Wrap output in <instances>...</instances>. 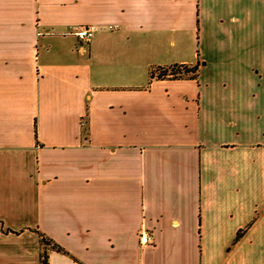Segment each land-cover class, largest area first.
Masks as SVG:
<instances>
[{"label":"crops","instance_id":"1","mask_svg":"<svg viewBox=\"0 0 264 264\" xmlns=\"http://www.w3.org/2000/svg\"><path fill=\"white\" fill-rule=\"evenodd\" d=\"M38 233L49 264H264V0H0V264Z\"/></svg>","mask_w":264,"mask_h":264},{"label":"trees","instance_id":"2","mask_svg":"<svg viewBox=\"0 0 264 264\" xmlns=\"http://www.w3.org/2000/svg\"><path fill=\"white\" fill-rule=\"evenodd\" d=\"M200 63L194 65L175 64L168 67L153 68L149 72L150 81L153 79H197ZM4 233L10 232L9 230L3 231ZM39 235L40 244V264H49L48 258L50 252L61 253L68 255V253L51 239L46 238L42 234ZM241 237V233L237 235L236 242Z\"/></svg>","mask_w":264,"mask_h":264},{"label":"built area","instance_id":"3","mask_svg":"<svg viewBox=\"0 0 264 264\" xmlns=\"http://www.w3.org/2000/svg\"><path fill=\"white\" fill-rule=\"evenodd\" d=\"M96 32L95 26H80L74 30V34L78 39L79 43L87 44L94 37ZM150 236L147 233H144L140 237V242L142 244H147L149 242Z\"/></svg>","mask_w":264,"mask_h":264}]
</instances>
